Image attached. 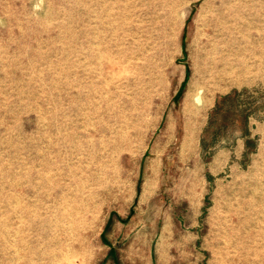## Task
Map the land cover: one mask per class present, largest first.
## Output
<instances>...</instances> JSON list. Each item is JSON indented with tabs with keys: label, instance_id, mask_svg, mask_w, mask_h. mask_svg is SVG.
Masks as SVG:
<instances>
[{
	"label": "rangeland",
	"instance_id": "374dc122",
	"mask_svg": "<svg viewBox=\"0 0 264 264\" xmlns=\"http://www.w3.org/2000/svg\"><path fill=\"white\" fill-rule=\"evenodd\" d=\"M0 264H264V0H0Z\"/></svg>",
	"mask_w": 264,
	"mask_h": 264
},
{
	"label": "bare ground",
	"instance_id": "6f19581e",
	"mask_svg": "<svg viewBox=\"0 0 264 264\" xmlns=\"http://www.w3.org/2000/svg\"><path fill=\"white\" fill-rule=\"evenodd\" d=\"M216 65H218V64L216 63Z\"/></svg>",
	"mask_w": 264,
	"mask_h": 264
}]
</instances>
